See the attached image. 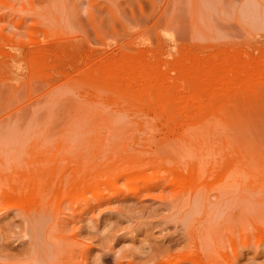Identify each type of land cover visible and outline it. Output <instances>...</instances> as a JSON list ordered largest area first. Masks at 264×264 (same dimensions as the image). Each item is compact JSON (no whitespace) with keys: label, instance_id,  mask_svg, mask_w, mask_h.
<instances>
[{"label":"rangeland","instance_id":"obj_1","mask_svg":"<svg viewBox=\"0 0 264 264\" xmlns=\"http://www.w3.org/2000/svg\"><path fill=\"white\" fill-rule=\"evenodd\" d=\"M0 264H264V0H0Z\"/></svg>","mask_w":264,"mask_h":264}]
</instances>
